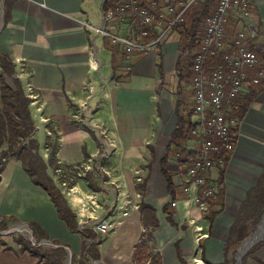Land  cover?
<instances>
[{
	"label": "crops",
	"instance_id": "1",
	"mask_svg": "<svg viewBox=\"0 0 264 264\" xmlns=\"http://www.w3.org/2000/svg\"><path fill=\"white\" fill-rule=\"evenodd\" d=\"M5 1L0 0V72L3 71L2 55L16 65L15 78L24 68L21 78L24 91L32 86L31 92L27 90L28 96L35 94L29 108L36 128L41 130L52 126L62 136L64 144L60 147L59 157H66V153L69 157L79 156V145L89 140L90 130L74 124L72 108H77L80 113L84 111L77 121L83 122L84 119L86 122L92 107L101 103L115 106L112 120L117 121L116 133L121 144L118 147L122 155L119 168L127 178L147 182L144 196L140 194L141 199L136 203L144 202L156 208L159 227L153 231L148 243L155 254L161 255L163 264H188L194 252V234L187 224L181 226L184 219L181 201L184 198L181 196L174 203L175 208L167 206L171 196L161 162L178 125L175 102L182 84L176 74L180 37L176 33L170 37L167 51L162 48L146 53L136 51L127 56L122 47H114L108 38H103L101 48L96 46V40L90 33L95 26L90 23L87 0H7V4ZM252 2L260 28L254 43L264 52V0ZM132 30L123 25L112 31L127 36ZM93 46L99 51L96 52ZM125 66L131 67L130 73L124 72ZM185 91L189 96L190 90ZM2 106L0 79V108ZM193 118L196 120L195 115ZM239 131L237 148L228 166L231 169L225 173L224 211L215 218L209 233L211 237L203 243L201 258L206 264H234L231 257L236 250L228 253L226 248L230 229L248 192L264 175V93L254 100ZM37 140L39 144V138ZM188 145L195 151L187 157L193 161L200 148L199 140L190 141ZM179 166L182 167L180 162L170 159L167 171L177 186H183L187 181L185 173L188 166L182 167V171ZM220 171L219 164L211 169L217 190ZM232 173L253 175V187L249 189L241 182L234 183ZM68 201L78 221L79 216L85 213L78 209L80 206H72L77 199L69 198ZM219 208V205L214 207ZM171 211L175 213L172 216L169 215ZM192 215L206 221L196 208ZM0 217H5L7 225L10 220L29 227L36 224L47 235V238L41 237V242L60 243L54 246H65L67 253H72L74 264L84 263L85 238L82 233L69 229L68 223L59 217L51 196L31 181L21 162L13 158L6 163L0 181ZM144 218L145 211L141 208L133 210L108 235L114 237L108 245L100 253L94 250L85 264H135V247L143 234L149 232ZM78 222L82 224L81 220ZM206 225L209 230V221ZM30 230L33 237L32 227ZM250 257L264 262V245L259 250L256 248ZM0 264H38V257L17 241L7 240L6 244L0 241Z\"/></svg>",
	"mask_w": 264,
	"mask_h": 264
},
{
	"label": "built area",
	"instance_id": "2",
	"mask_svg": "<svg viewBox=\"0 0 264 264\" xmlns=\"http://www.w3.org/2000/svg\"><path fill=\"white\" fill-rule=\"evenodd\" d=\"M100 1L102 24L93 29L98 35L110 39L114 47H122L127 56H131L136 51L146 53L161 48L167 51L170 37L175 34V29L179 24L186 22L189 10L205 2V0ZM216 1V9L204 21L205 34L202 46L194 55L193 85L194 102L196 103L194 114L197 121L194 132L199 136L200 148L193 161L186 160L187 185L184 191L187 198L181 201L184 208V219L181 226L185 224V221H189L198 228L200 236L196 240L195 252L200 253L203 251L201 241L204 238H210L211 234L209 230L208 234L205 233L206 235L202 233L204 227L198 226V220L192 215V210L196 208L205 216L209 212V199L214 198L218 193L210 170L213 164L223 161L217 158L221 152V146L214 140V136L221 141L228 152L236 150L232 145V130L242 123L240 117L235 115L239 109L237 98L248 90L251 79L250 71L254 70L259 63L257 53L251 49L260 33L259 21L253 11L252 0ZM229 24L236 28L233 36L229 35L227 29ZM123 25L133 29L131 34L125 36L120 32L112 31L113 28ZM212 58L220 59V62L211 73L212 75L208 76L207 66ZM23 73L24 68L18 74L19 79L22 78ZM263 77L264 74L261 73L252 80L257 84ZM32 89V86L27 88L29 92ZM34 96L35 94L31 93L28 97L33 99ZM78 116L75 117L80 119ZM180 157L179 154L177 159ZM179 168L182 171L183 168L180 166ZM174 206L176 207V204ZM132 208L135 210L140 207L139 204H134ZM4 220L0 217V222ZM81 223L80 231L90 228L99 237L108 234L114 226L113 222L108 220L93 224L83 221ZM22 228L31 234L28 225L23 223L12 230H9V227L6 233L22 232L24 231ZM193 264L206 263L197 254L193 259Z\"/></svg>",
	"mask_w": 264,
	"mask_h": 264
},
{
	"label": "trees",
	"instance_id": "3",
	"mask_svg": "<svg viewBox=\"0 0 264 264\" xmlns=\"http://www.w3.org/2000/svg\"><path fill=\"white\" fill-rule=\"evenodd\" d=\"M7 4V0L5 1ZM217 7L216 0H205V2L199 4L198 6L192 7L187 13L186 22L179 24L175 32L178 33L180 37V54L177 58V69L176 74L179 76L181 81V86H179L180 91L178 92L176 104V115L178 118V125L176 130L173 132V137L170 145L168 146V152L162 162V172L163 175L168 180V189L170 191V202L167 204L168 208H175L174 203L179 201L181 196L185 199L187 194L184 191L187 183H183V186H177L174 177H172L167 171V164L170 159H176L182 164V167L186 166L187 157H191L190 154L193 152L189 149V142L196 140V134L194 130L197 127V121L193 118L195 104L190 102L194 93L189 92V96L186 95V87L193 85L195 74H194V55L200 50L201 43L205 34V18L213 12ZM7 18V16H6ZM229 35L233 36L236 31L234 25L229 24L227 27ZM258 39V37L256 38ZM256 41V40H255ZM251 49H253L259 58V63L251 72V79L248 84V90L243 93L237 102L239 103V109L235 112V115L239 116L241 121H243L248 113L254 100L264 93V77L260 79L259 83L255 84L253 78L258 77L261 73L264 74V52H261L255 45L252 44ZM220 59L212 58L207 66V74L211 76L212 72L219 64ZM1 65H3V72L0 75L2 80V94H3V106L0 108V154L2 160L5 162L0 164V181L2 179V173L5 169L6 161L10 158H15L17 161H21V164L27 174L30 176L31 181L35 184L41 186L47 194L51 196L52 201L55 204L56 209L59 212V217L66 223H68L69 229L73 232H81L83 237L93 238L99 235L92 229H85L80 231V223L77 221L76 212L70 207L65 194H62L59 187L56 185L55 180L48 172V164L44 156L39 151L38 140L32 136L36 130V124L33 120L30 103V98L26 95L22 82L18 78H14L16 82V87L14 88L9 82L6 76L14 77L17 73L16 65L10 60L9 57L2 55ZM162 65L160 66L161 75ZM240 124L233 128L232 134V145L237 148V143L239 140ZM214 140L219 146H221V152L217 158L222 163L218 162L221 166L220 179L218 182L219 192L217 199H209V212L205 215V218L209 221V233L215 222V218L223 213L224 211V200L226 194V170L231 162V158L234 152H228L225 146L221 144V141L214 136ZM181 155L177 159L178 155ZM147 182L142 184V195L145 193ZM96 189V185L93 183L91 189ZM184 191V192H183ZM181 193L182 195H180ZM144 196V195H143ZM220 206L219 209H214L215 206ZM139 207L141 210L145 211V224L149 229L148 234H143V238L135 247L134 261L135 264H163L162 257L160 254H155L152 247L148 243V239H152L153 231L159 227V221L156 217V208L154 206H149L144 202H141ZM165 207V209H168ZM175 213L169 212L172 216ZM264 214V175L260 179L259 183L248 192L247 198L243 203V206L238 211L236 221L230 229V239L227 242L226 248L229 253L231 250L236 251L233 254V258L237 254L238 247L249 237L245 236L246 227L248 222L253 221V225L249 222L250 236L253 234V229L255 226L259 225L262 221ZM255 219V220H253ZM8 227L6 221L3 223V227L0 231L5 230ZM42 228H37L36 224L33 225L32 230L34 237L41 240V237L47 238L45 232L41 230ZM7 230V229H6ZM5 230V231H6ZM207 240V239H206ZM86 240H84L85 242ZM205 240L201 241V248L203 249V243ZM20 244L25 241L20 237L18 240ZM59 245L60 243H54ZM84 244V243H83ZM26 247H31L26 242L23 244ZM68 247V245H66ZM84 246V245H83ZM246 250H249L247 248ZM85 251V247L83 248ZM30 253L38 257V264H65V260L69 253L65 250V246L62 247H50L46 248L44 245L38 246L35 244L30 250ZM247 253V252H246ZM244 253V255H247ZM243 255V256H244ZM242 256V257H243ZM99 258L100 255H99ZM87 260V259H85ZM84 260V261H85ZM258 264H264L260 259H254ZM206 262V261H205ZM243 264H247V259L243 258ZM207 263V262H206ZM74 264V263H73ZM82 264H85L82 263Z\"/></svg>",
	"mask_w": 264,
	"mask_h": 264
},
{
	"label": "rangeland",
	"instance_id": "4",
	"mask_svg": "<svg viewBox=\"0 0 264 264\" xmlns=\"http://www.w3.org/2000/svg\"><path fill=\"white\" fill-rule=\"evenodd\" d=\"M87 8L89 12V19L90 23L93 24L95 27H100L102 22L101 18V11H102V4L100 0H87ZM216 7V6H215ZM2 16H4V13H2ZM91 37L94 38L96 46L101 48L103 36L98 35L96 31L91 28L90 29ZM177 36L178 33L175 32ZM180 45V43H179ZM96 52H98L99 48L93 46ZM179 54H180V46H179ZM179 56V55H178ZM131 67L129 68L125 66V73H130ZM2 70L0 75L2 74ZM6 78H9V83L15 88L16 82L15 77H9L6 76ZM22 80V79H20ZM22 82V81H21ZM23 85V83H22ZM186 90H190V92L194 93L195 95V89L194 85L189 86L185 88ZM27 92V89L25 90ZM25 92V93H26ZM28 96V92L26 93ZM194 95L191 99V102H194ZM31 100V99H30ZM32 101V100H31ZM31 107V103H30ZM77 108H72V114H73V121L74 124L76 123L81 126L84 129H89V140L84 141V144L79 145V156L69 157L68 153L67 156L59 157L60 147L64 142L62 141L59 134L56 133V131L53 129L52 126L34 131L32 136L34 138H39V147L41 153L43 154L49 168L48 172L52 176L53 180H55L56 185L59 187L62 194H65L67 200L69 198H72V200L75 198L77 199L78 206H80V209H83L85 216L81 215L78 218V221L81 220L83 222H87L88 224H93L98 221H111L113 222V227L108 232V234L101 235L100 237L94 236L93 238L87 237L84 242L85 251L82 256V258L88 259L89 255L96 250L97 252H101L106 245H108L109 240L114 238L113 236L108 235L110 233H113L122 223L123 219H125L128 215H130L134 209H132L131 206H133L136 202L139 203L140 201V194L143 192L142 184L138 181L137 178H127L126 174L122 171V168L120 169V157H122L121 154H119L118 147L121 146L118 135L116 133V125L117 121L112 120V116H114L115 106L111 105L108 107L106 103L99 104L95 107H92L90 109V112L88 114L86 122H78L77 119L74 117L75 114H78V117H81L80 115L85 113L77 112ZM32 113V111H31ZM33 114V113H32ZM33 117V116H32ZM241 126V125H240ZM50 131V134L48 132ZM47 137V139H46ZM41 139V140H40ZM46 139V140H45ZM196 140H199V136L196 135ZM122 148V147H121ZM236 151V150H235ZM12 159V158H10ZM15 159V158H13ZM5 162V160H2L1 154H0V164ZM9 162V159H7L6 163ZM21 162V161H20ZM216 165L213 164L212 167ZM211 167V169H212ZM231 169V167H228V171ZM211 171V170H210ZM231 175V174H230ZM232 181L236 184L242 183L245 187H249L251 189L253 187V175L252 176H239L232 173ZM96 185V191L95 189H91L92 184ZM140 195V196H139ZM69 202V201H68ZM136 203V204H137ZM91 213V214H90ZM262 221L259 223V225L255 226L253 229V234L250 236V230L253 228L249 227V222L246 227V235H249V237L240 245L244 246V244L248 241L254 238V235L257 233V236L253 239L254 242L252 245L249 246V251H247V255H244L242 257H245L247 259L248 264H258L256 261L252 260L250 255L254 253V250L258 248V250L261 248L262 245H264V228L262 227V223H264V214L262 217ZM5 219V217L3 218ZM198 220V219H197ZM207 220V219H206ZM255 220V219H253ZM208 222V221H207ZM207 222L204 219L198 220V226H203L204 231L202 232L204 235L205 233L208 234V228L206 227ZM3 221L0 222V230L3 227ZM21 222H15L14 220H10L8 223L9 230L14 229L17 225H20ZM188 225L192 233L194 234V252L188 259V264H193L194 257L198 254V256H201V253L199 251H196L197 248V237L200 236L198 234V228L194 227L189 221H185V225ZM251 225H253V221L250 222ZM262 224V225H261ZM91 226V225H90ZM26 227V226H25ZM29 227V226H28ZM30 227H33V225H30ZM29 227V228H30ZM5 229V230H6ZM0 231V241L2 243L6 244V241H17L20 240V237L24 239V243H28L31 247H26L22 244V247L27 250H32L33 246L35 244H38V246L44 245L46 248L54 247V244L51 242H41V240L37 241V239L33 236L31 237V234L26 231L22 232H13V233H6L5 231ZM6 234H3V233ZM211 237V235H210ZM206 238H204L205 240ZM209 239V238H208ZM19 243V242H18ZM20 244V243H19ZM196 245V247H195ZM199 245V244H198ZM239 246V247H240ZM237 250V254L231 259L233 260L234 264H237V259L239 258L238 252L239 248ZM253 251V252H252ZM99 252V253H100ZM73 257V256H72ZM69 259V254L65 260V264H73L74 263V257ZM86 261V260H85ZM84 261V262H85ZM243 264V262H242Z\"/></svg>",
	"mask_w": 264,
	"mask_h": 264
},
{
	"label": "water",
	"instance_id": "5",
	"mask_svg": "<svg viewBox=\"0 0 264 264\" xmlns=\"http://www.w3.org/2000/svg\"><path fill=\"white\" fill-rule=\"evenodd\" d=\"M263 222H264V221H263ZM262 224H263V223H262ZM262 224H261V225H262ZM239 248H240V249H239V252H238V256H239V258L237 259V262H238L237 264H242V256L244 255V253H246L247 251H249L252 247H251L249 250H245V248H243V245L240 246ZM69 253H70V252H69ZM71 257H72V253H70L69 259H71Z\"/></svg>",
	"mask_w": 264,
	"mask_h": 264
},
{
	"label": "bare ground",
	"instance_id": "6",
	"mask_svg": "<svg viewBox=\"0 0 264 264\" xmlns=\"http://www.w3.org/2000/svg\"><path fill=\"white\" fill-rule=\"evenodd\" d=\"M75 199V198H74ZM76 205H78L76 202H73L72 203V206L75 208V206ZM261 228H264V223H263V225H262V227ZM257 236V233L254 235V238ZM254 238H252L251 240H248L245 244H244V246H243V248H245V250L247 249V248H249V246L250 245H252L253 244V242H254Z\"/></svg>",
	"mask_w": 264,
	"mask_h": 264
}]
</instances>
